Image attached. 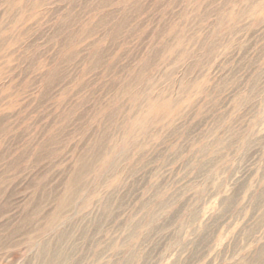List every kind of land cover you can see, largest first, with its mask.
Wrapping results in <instances>:
<instances>
[{
	"label": "rangeland",
	"instance_id": "obj_1",
	"mask_svg": "<svg viewBox=\"0 0 264 264\" xmlns=\"http://www.w3.org/2000/svg\"><path fill=\"white\" fill-rule=\"evenodd\" d=\"M0 264H264V0H0Z\"/></svg>",
	"mask_w": 264,
	"mask_h": 264
}]
</instances>
